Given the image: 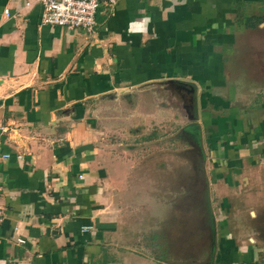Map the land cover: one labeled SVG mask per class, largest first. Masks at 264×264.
Here are the masks:
<instances>
[{
	"label": "crops",
	"instance_id": "0c3cea01",
	"mask_svg": "<svg viewBox=\"0 0 264 264\" xmlns=\"http://www.w3.org/2000/svg\"><path fill=\"white\" fill-rule=\"evenodd\" d=\"M40 16L0 0V264H191L139 240L174 213L142 191L137 142L174 124L216 233L192 264H264V0H100L90 34Z\"/></svg>",
	"mask_w": 264,
	"mask_h": 264
},
{
	"label": "rangeland",
	"instance_id": "374dc122",
	"mask_svg": "<svg viewBox=\"0 0 264 264\" xmlns=\"http://www.w3.org/2000/svg\"><path fill=\"white\" fill-rule=\"evenodd\" d=\"M97 109L101 111L102 107ZM113 110H116V104L113 105ZM104 123L107 124L105 120ZM174 126L171 130L172 136H167L169 133L164 129L156 130L155 135L143 136L142 141L137 142L140 143L141 150L135 154V159L140 164L136 172L141 178L142 191L147 190L149 184L155 196L172 203L174 213L169 226L159 227L157 222L156 230L150 233L139 231V240L148 242L152 239L153 241L147 244H150L151 248L146 247V251L154 255L192 264L200 261V246L203 242L208 244L207 241L210 240V243H213L216 233L213 230V213L207 180L203 173L204 157L200 145H195L197 138L194 134L183 135L179 127L175 124ZM116 128L114 125L109 132V140L114 143L118 140V135L122 136ZM142 212L141 208L119 206L120 223L132 226V217L138 218ZM124 213L131 215L123 217ZM142 222H139L141 226L144 225ZM169 227L172 231L168 230Z\"/></svg>",
	"mask_w": 264,
	"mask_h": 264
},
{
	"label": "built area",
	"instance_id": "2783aa9c",
	"mask_svg": "<svg viewBox=\"0 0 264 264\" xmlns=\"http://www.w3.org/2000/svg\"><path fill=\"white\" fill-rule=\"evenodd\" d=\"M41 6L40 22L42 25L58 26L68 30L80 28L86 33L93 32L95 14L100 0H36ZM107 5L114 6L119 0H103ZM29 5V2H25ZM4 14L10 13L6 9ZM8 157V155H5ZM0 209V221L2 219ZM18 242H23L18 239ZM14 264V263H10Z\"/></svg>",
	"mask_w": 264,
	"mask_h": 264
}]
</instances>
